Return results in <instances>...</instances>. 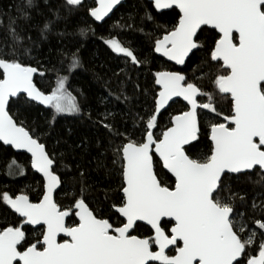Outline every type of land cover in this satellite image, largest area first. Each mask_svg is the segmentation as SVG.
<instances>
[{
	"label": "snow or ice",
	"instance_id": "obj_1",
	"mask_svg": "<svg viewBox=\"0 0 264 264\" xmlns=\"http://www.w3.org/2000/svg\"><path fill=\"white\" fill-rule=\"evenodd\" d=\"M98 35L123 67L90 97ZM0 149V264H264V0H11Z\"/></svg>",
	"mask_w": 264,
	"mask_h": 264
},
{
	"label": "trees",
	"instance_id": "obj_2",
	"mask_svg": "<svg viewBox=\"0 0 264 264\" xmlns=\"http://www.w3.org/2000/svg\"><path fill=\"white\" fill-rule=\"evenodd\" d=\"M134 0H127V3L131 5ZM11 3V0H0V9L6 8ZM89 5H94L95 0H87ZM123 12V10H122ZM121 13H117L114 19H118ZM83 16V13L81 14ZM111 21L109 22V26L106 27H98L97 33L103 34L107 36V28L110 27ZM84 57L86 62L88 63V71L82 72L79 76L75 77L71 82V88H80L83 87L85 93L90 97L95 96L101 93V86L92 78V71L96 68V65H103L104 71H107L109 75H111L112 71H119L120 67H123L122 59L116 58L115 54L111 52L110 49L107 48L106 45L103 44L102 40L99 38V35L96 40L89 42L85 51ZM94 62V63H93ZM34 82L37 84V87L41 88V90L45 91L46 94H50L51 89L55 86L54 80L50 78V74L45 77H40L37 75ZM115 86V85H113ZM83 103V100H80ZM52 110L48 108H44L40 105H36L35 109L32 111V116L34 119L43 122L46 117L51 116ZM57 129L61 132H66L68 128H72L75 134L78 136L86 131V129L80 124L79 121L76 120L75 117L72 116H58L57 117ZM5 147V146H4ZM9 148V147H6ZM203 150V148H202ZM2 151V149H0ZM9 151L11 152L10 148ZM3 169V164L0 163V170ZM35 178H32V174H30L28 179L24 177H19L18 181H11V190H19L26 189L30 193V198L33 201H37L39 197V187L37 181L40 179L38 174H34ZM4 177L2 173H0V180H3ZM31 186L26 188V186ZM2 187V185H0ZM17 194L19 192L17 191ZM99 198L103 199V193H98ZM58 200L62 202H66V197L63 193H61L58 197ZM0 211H5L4 209H0ZM10 211V210H7ZM0 223H3V219H0Z\"/></svg>",
	"mask_w": 264,
	"mask_h": 264
},
{
	"label": "water",
	"instance_id": "obj_3",
	"mask_svg": "<svg viewBox=\"0 0 264 264\" xmlns=\"http://www.w3.org/2000/svg\"><path fill=\"white\" fill-rule=\"evenodd\" d=\"M115 11V10H114ZM111 15V14H110ZM107 19V18H106ZM100 23H102V22H100ZM37 77V75L34 77V80H35V78ZM40 106H42V105H40ZM42 107H44V106H42ZM45 108V107H44ZM5 147H9V146H5ZM10 148V147H9ZM39 175V174H38ZM58 239H60V240H63V239H67L66 237H63V236H61V237H59Z\"/></svg>",
	"mask_w": 264,
	"mask_h": 264
}]
</instances>
